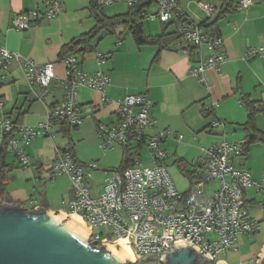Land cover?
<instances>
[{"label": "crops", "instance_id": "0c3cea01", "mask_svg": "<svg viewBox=\"0 0 264 264\" xmlns=\"http://www.w3.org/2000/svg\"><path fill=\"white\" fill-rule=\"evenodd\" d=\"M132 1L116 0L112 5L99 8L106 17L112 18L128 14ZM230 1L231 11L216 23V29L225 42L228 61L221 72H206L210 94L190 75L192 66L209 56L206 46L198 52H186L178 37L165 46L148 42L140 44L131 28L124 26L111 32L103 31L93 43L96 51L111 55L110 59L99 66L94 52H91L79 56L78 60L83 72L93 75L103 71L111 78L106 92L111 101L104 102L99 93L83 88L77 95L83 116L78 128L65 135L59 124H53L54 141L48 137L38 138L25 147L31 159L29 167L21 166L14 154H5L7 176L0 200L28 211L41 208L67 216V204L73 195L69 179L60 176L53 182L44 180L50 177L56 157L55 146L63 149L70 143L76 162L100 163L99 170L89 180L91 195L99 196L106 178L121 166L124 150L121 149L117 159L119 166L114 168V157L99 147L97 126L115 122L114 101L126 96L147 95L152 102L151 116L157 129L172 132L173 138L162 148L168 158V150H172L170 156L181 161L171 171L181 191H187L191 186L193 170L189 162L201 157V148H210L224 141L246 140L251 135L264 136V116L258 111V106L264 103V60H243L249 48L264 44V0H254L252 7L242 11L236 9L240 0ZM52 2L61 3L62 9L56 18L47 19L44 13ZM91 3L92 0H0L1 46L39 66L53 64L58 78L52 83V93L47 99L35 101L20 64L13 62L5 79L0 80V103L4 104L0 118L8 117L16 125L30 128H39L47 122L48 109L64 98L62 81L66 78V65L61 60L63 49L93 31L97 25ZM201 3L211 4L220 13L222 11V0H178L180 8L194 23L206 19ZM155 9L153 4L144 12ZM20 13L37 14L31 28L24 32L17 31L12 24L13 18ZM140 22L144 39L159 37L165 31L172 34L176 28L173 23L164 25L156 20L140 19ZM144 23L152 26L147 29ZM205 107L225 123L223 133L209 131L214 116L204 115ZM179 136H183L180 142L177 141ZM14 137L18 139L19 135ZM51 141L53 148L50 147ZM3 142L0 136V156ZM257 156L262 158L260 162L256 161ZM235 166L246 168L255 180H259L264 172V141L251 144L244 156L235 159ZM99 178H104L103 184ZM216 188L214 184L208 190ZM246 207L249 217L259 222V231L240 237L235 247L223 254V259L219 260L221 263L257 264V256L264 246V195L250 189L246 193Z\"/></svg>", "mask_w": 264, "mask_h": 264}, {"label": "built area", "instance_id": "2783aa9c", "mask_svg": "<svg viewBox=\"0 0 264 264\" xmlns=\"http://www.w3.org/2000/svg\"><path fill=\"white\" fill-rule=\"evenodd\" d=\"M116 0H98L101 7L112 5ZM138 0L132 1L134 5ZM155 11L142 13L143 21H159L162 24L185 21L176 29L178 38L186 52H198L206 46L210 54L192 66L190 75L197 79L207 93L210 88L205 74L208 70L221 72L227 63L224 39L216 29L220 11L211 4L200 6L206 19L194 23L180 8L177 0H153ZM254 0H240L236 9L246 10ZM61 3L52 2L44 13L47 19L56 18L61 12ZM35 13H20L12 24L17 31H27L36 21ZM99 66L111 55L94 52ZM264 60V44L249 48L243 55L244 61ZM18 62L35 101L44 102L52 93V83L58 80L54 65H37L11 52L0 44V80L9 72L10 65ZM66 78L62 81L64 98L48 109V120L39 128L18 126L11 118H0V136L3 137L6 153L16 156L23 167L31 165L25 147L38 138L48 137L54 141L53 124H66L78 128L83 122L77 95L83 88L92 89L110 102L106 92L111 78L103 71L88 74L81 70L76 56L64 61ZM116 120L111 124H99L97 137L99 147L110 152L117 147L131 149L132 165L123 171H112L105 180L103 191L97 197L91 195L89 180L99 170L98 162L82 164L76 162L71 145L63 149L55 146L56 157L50 170L53 182L66 176L71 184L72 199L67 204V216H77L91 232V240L97 247L103 243L125 240L130 248L134 263L162 264L169 249L177 245L196 248L202 256L211 258L212 264H220L216 256L234 248L239 238L259 231V222L249 217L246 193L253 189L264 195V172L255 180L244 167H236L235 159L244 156L245 141L221 142L210 148L201 149V157L193 163V178L187 191L176 186L166 165L167 153L163 144L173 138L169 130H159L151 116L152 102L147 95L126 96L114 101ZM4 106L0 103V109ZM209 110L210 108H206ZM264 116V103L260 105ZM225 123L213 117L209 125L212 133L224 132ZM18 134L19 138L14 135ZM183 136L177 137L182 141ZM150 151L151 164H142L140 152ZM217 185L209 191L208 187ZM98 232V233H97Z\"/></svg>", "mask_w": 264, "mask_h": 264}, {"label": "water", "instance_id": "95a60500", "mask_svg": "<svg viewBox=\"0 0 264 264\" xmlns=\"http://www.w3.org/2000/svg\"><path fill=\"white\" fill-rule=\"evenodd\" d=\"M137 29L141 34L140 24ZM87 230L62 213L41 208L28 211L0 200V264L134 263L115 243L97 247ZM201 254L189 245H177L167 251L162 264H212L211 258ZM257 257V264H264V246Z\"/></svg>", "mask_w": 264, "mask_h": 264}, {"label": "trees", "instance_id": "16d2710c", "mask_svg": "<svg viewBox=\"0 0 264 264\" xmlns=\"http://www.w3.org/2000/svg\"><path fill=\"white\" fill-rule=\"evenodd\" d=\"M178 1V0H177ZM223 1V6H222V11L218 16V20L224 18V16L231 11V1L230 0H222ZM154 4L153 0H138L137 3L132 5L131 11L128 14L125 15H119L115 16L112 18L106 17L102 10L99 8V5L97 4V0H92L91 7L94 11V14L97 19V25L94 28L93 31L83 35L80 37L78 40L74 41L70 46H67L63 49L61 53V60L64 61L68 56H76L79 59V56H83L86 53H93L95 52V46L93 41L103 32V31H114L118 27H128L131 28V30L134 32V35L136 36V39L138 43H154L158 45H165L168 46L173 40L176 39L177 34H176V29L177 27L184 23L185 21H175L173 24H175V32L172 34H166V31L159 37H153L149 39H144L142 37L143 32L141 34L138 33L137 29V24H140V28L142 30V24L140 22L142 13L151 7ZM80 62V61H79ZM258 111L260 112V107L258 106ZM204 115L206 116H214L213 112L209 109L206 110L205 108L203 109ZM252 113L250 114V118L252 117ZM215 117V116H214ZM62 127V131L64 134L69 135L71 130L76 129V128H71L67 126L66 124H59ZM244 148H245V153L249 151V147L251 144H253L256 141H264V136H259V137H254L253 135L249 136L248 139L244 140ZM71 145V150L73 151L72 144ZM124 150V155H123V160L122 164L117 169L118 171H123L129 166L132 165V157L133 154L131 153V149H123ZM6 153V148H5V143L3 142L2 146V155L0 156V194H2L4 190V185L6 181V176H7V166L4 163V156ZM74 157V156H73ZM75 158V157H74Z\"/></svg>", "mask_w": 264, "mask_h": 264}, {"label": "rangeland", "instance_id": "374dc122", "mask_svg": "<svg viewBox=\"0 0 264 264\" xmlns=\"http://www.w3.org/2000/svg\"><path fill=\"white\" fill-rule=\"evenodd\" d=\"M144 25H145V27L148 29V26H152V24L151 23H144ZM57 142L59 143L60 142V140L59 139H57ZM164 145V144H163ZM50 147L51 148H53L54 147V145H53V143H52V141H51V144H50ZM175 148V147H174ZM117 149L118 150H116V151H111V152H109L110 153V155H111V157H114L113 159H114V164H116V165H114V168L115 167H118L119 166V164H118V158L120 157V152H121V147H117ZM202 149V148H201ZM168 154H169V158L167 157V160H166V165L168 166V170H169V172H170V174L172 173L171 171L173 170V167H174V165L176 164V163H178V164H181L180 162V160L179 161H177L178 160V158H176V157H174V156H170V153L171 152H173L172 150H171V152L168 150ZM140 154H141V159H142V164H144V165H148V164H151V155H150V151L146 148V149H143L141 152H140ZM262 160V158L260 157V156H257L256 157V161L257 162H260ZM99 163V162H98ZM100 164V163H99ZM118 164V165H117ZM177 164V165H178ZM191 164V165H190ZM193 164L194 163H190L189 162V166H190V169L191 170H193ZM184 167H182V169H183ZM183 170H185V169H183ZM184 172V171H183ZM93 176V175H92ZM100 179V178H99ZM101 181H99L100 183H102L103 184V180H104V178L103 179H100ZM183 191V190H182ZM98 233V232H97ZM223 254L222 253H219L217 256H216V259H217V261H219L220 259H223ZM147 264H154L155 263V258L154 257H150V258H148L147 259Z\"/></svg>", "mask_w": 264, "mask_h": 264}, {"label": "bare ground", "instance_id": "6f19581e", "mask_svg": "<svg viewBox=\"0 0 264 264\" xmlns=\"http://www.w3.org/2000/svg\"><path fill=\"white\" fill-rule=\"evenodd\" d=\"M64 217H67V216H64ZM69 218H71L75 224L80 226V228H82V230H84L85 232L88 233L86 226L83 224V222L81 221V219L79 217L73 215V216H70ZM114 247L121 249L129 258H131L134 261V256H133V254H132V252H131L130 248L128 247L127 242L125 240L117 241L115 243Z\"/></svg>", "mask_w": 264, "mask_h": 264}]
</instances>
